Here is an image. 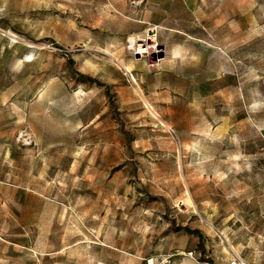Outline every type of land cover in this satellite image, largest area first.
<instances>
[{
    "label": "rangeland",
    "instance_id": "obj_1",
    "mask_svg": "<svg viewBox=\"0 0 264 264\" xmlns=\"http://www.w3.org/2000/svg\"><path fill=\"white\" fill-rule=\"evenodd\" d=\"M167 257L264 264V0H0V264Z\"/></svg>",
    "mask_w": 264,
    "mask_h": 264
},
{
    "label": "built area",
    "instance_id": "obj_2",
    "mask_svg": "<svg viewBox=\"0 0 264 264\" xmlns=\"http://www.w3.org/2000/svg\"><path fill=\"white\" fill-rule=\"evenodd\" d=\"M189 254L191 256V253H189ZM147 263L148 264H157L153 259H150ZM160 264H171V261H170L169 257H167V258L163 259ZM230 264H240V263L237 259H233L230 262Z\"/></svg>",
    "mask_w": 264,
    "mask_h": 264
},
{
    "label": "trees",
    "instance_id": "obj_3",
    "mask_svg": "<svg viewBox=\"0 0 264 264\" xmlns=\"http://www.w3.org/2000/svg\"><path fill=\"white\" fill-rule=\"evenodd\" d=\"M90 77H88L87 79H89Z\"/></svg>",
    "mask_w": 264,
    "mask_h": 264
}]
</instances>
